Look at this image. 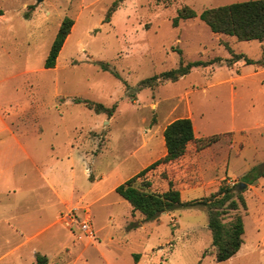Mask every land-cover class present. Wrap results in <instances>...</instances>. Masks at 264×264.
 I'll use <instances>...</instances> for the list:
<instances>
[{
  "label": "rangeland",
  "instance_id": "obj_1",
  "mask_svg": "<svg viewBox=\"0 0 264 264\" xmlns=\"http://www.w3.org/2000/svg\"><path fill=\"white\" fill-rule=\"evenodd\" d=\"M115 1L0 0V264H36L37 257L47 264H264V175L243 179L264 166V64L226 62L232 52L264 62V41L213 33L199 17L249 0H123L106 21ZM185 6L198 16L175 27ZM66 17L74 25L47 69ZM182 59L220 61L130 97L140 81ZM75 98L116 110L97 113ZM182 117L192 119L195 140L137 183L149 181L153 192L172 184L183 201L207 197L225 181L241 189L244 243L226 261L216 260L205 208L146 222L115 191L166 156L164 129ZM70 208L90 214L94 239L60 223Z\"/></svg>",
  "mask_w": 264,
  "mask_h": 264
},
{
  "label": "trees",
  "instance_id": "obj_2",
  "mask_svg": "<svg viewBox=\"0 0 264 264\" xmlns=\"http://www.w3.org/2000/svg\"><path fill=\"white\" fill-rule=\"evenodd\" d=\"M123 0L115 1L106 15V21L109 20L119 3ZM196 11L190 7H183L178 11L173 19V25H179L180 20H186L197 17ZM200 19L210 28L213 33H222L234 36L240 41H264V0H249L235 2L228 5H222L213 8H207L199 14ZM74 21L66 17L59 28V31L51 45L48 57L45 61V68H55L59 54L65 44L66 39L71 33ZM243 60L246 65L258 64L262 66L264 62L254 61L243 53H233L232 57L227 59V65L231 66L238 61ZM220 59L210 62L194 61L185 63L183 59L179 67L169 71L162 72L152 77L143 79L139 82L130 97H135V92L143 88H152L161 82L178 81L180 78L188 75L191 70L199 66H208ZM100 69L110 71L116 77H119L109 63L100 62ZM127 90L131 87L127 84ZM74 102L83 104L97 113H107L112 115L116 106L106 107L103 103L75 98ZM166 147V156L155 164L145 168L134 177L118 185L116 193L129 202L134 212H140L144 216V221L149 222L157 219L162 213L172 212L177 209L203 207L208 213V226L212 235V246L216 250L217 262H222L236 255L244 243L245 224L240 209H247V202L243 191L235 185H230L226 181L219 189L209 196L183 201L181 192L170 184L164 192H153L150 190L151 183L143 180L138 185V179L142 178L149 169L161 162H170L181 158L188 145L195 140V129L191 118L182 117L169 123L163 132ZM217 137L206 140V145L217 141ZM254 170L258 172L252 175ZM264 175V166L253 169L244 176L246 184L254 182L258 177ZM230 217L226 221V218ZM36 264H47L46 257H37Z\"/></svg>",
  "mask_w": 264,
  "mask_h": 264
},
{
  "label": "built area",
  "instance_id": "obj_3",
  "mask_svg": "<svg viewBox=\"0 0 264 264\" xmlns=\"http://www.w3.org/2000/svg\"><path fill=\"white\" fill-rule=\"evenodd\" d=\"M59 221L71 231H74V228H78V232L87 238L94 239L96 237L92 218L84 209H67L60 214Z\"/></svg>",
  "mask_w": 264,
  "mask_h": 264
},
{
  "label": "crops",
  "instance_id": "obj_4",
  "mask_svg": "<svg viewBox=\"0 0 264 264\" xmlns=\"http://www.w3.org/2000/svg\"><path fill=\"white\" fill-rule=\"evenodd\" d=\"M13 133V132H12ZM13 135H14V133H13ZM14 137L17 139V142L20 144V146L23 148V146H22V144L19 142V140H18V137L16 136V135H14ZM71 146H72V142H71ZM73 147V146H72ZM45 181H46V183H47V185L49 186V187H52L54 190H55V195L57 196V199L59 200V203H61V205H63V203H64V200H63V198L62 197H60V194L56 191V189H55V182H53L50 178H48V177H46V179H45ZM94 225V224H93ZM95 228V227H94ZM97 231V230H96Z\"/></svg>",
  "mask_w": 264,
  "mask_h": 264
},
{
  "label": "water",
  "instance_id": "obj_5",
  "mask_svg": "<svg viewBox=\"0 0 264 264\" xmlns=\"http://www.w3.org/2000/svg\"><path fill=\"white\" fill-rule=\"evenodd\" d=\"M242 186L244 187V186H246V184L242 183Z\"/></svg>",
  "mask_w": 264,
  "mask_h": 264
}]
</instances>
